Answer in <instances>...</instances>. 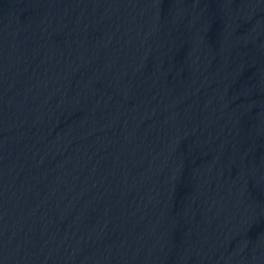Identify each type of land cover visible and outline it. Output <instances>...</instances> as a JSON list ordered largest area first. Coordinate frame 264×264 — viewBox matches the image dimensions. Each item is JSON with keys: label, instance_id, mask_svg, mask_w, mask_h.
<instances>
[{"label": "water", "instance_id": "1", "mask_svg": "<svg viewBox=\"0 0 264 264\" xmlns=\"http://www.w3.org/2000/svg\"><path fill=\"white\" fill-rule=\"evenodd\" d=\"M264 171V0H0V197Z\"/></svg>", "mask_w": 264, "mask_h": 264}]
</instances>
